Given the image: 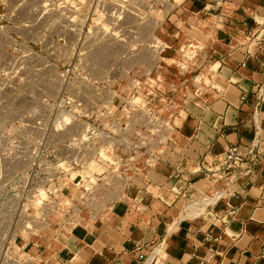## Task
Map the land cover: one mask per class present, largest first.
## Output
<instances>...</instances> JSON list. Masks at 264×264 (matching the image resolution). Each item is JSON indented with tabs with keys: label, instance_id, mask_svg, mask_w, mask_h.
Masks as SVG:
<instances>
[{
	"label": "rangeland",
	"instance_id": "1",
	"mask_svg": "<svg viewBox=\"0 0 264 264\" xmlns=\"http://www.w3.org/2000/svg\"><path fill=\"white\" fill-rule=\"evenodd\" d=\"M185 1L0 0V264H57L75 230L95 224L101 205L83 191L118 158L107 144L73 163L72 140L90 123L156 148V160H124L130 192L140 183L157 194L147 174L163 160L199 169L177 131L218 87L217 38L230 16L225 3L190 13ZM214 161L224 166V155L204 164Z\"/></svg>",
	"mask_w": 264,
	"mask_h": 264
},
{
	"label": "crops",
	"instance_id": "2",
	"mask_svg": "<svg viewBox=\"0 0 264 264\" xmlns=\"http://www.w3.org/2000/svg\"><path fill=\"white\" fill-rule=\"evenodd\" d=\"M207 1L186 0L183 10L197 13ZM214 1L225 3L222 13L230 16L226 29L218 30L224 38L217 41L225 42L213 62L220 93H204L195 118L177 131L178 149L190 163L199 161V169L181 170L162 159L147 174L157 194L139 183L128 188L129 197L98 207L92 228H77L71 245L60 246L57 264H145L160 247L163 264H264V0ZM233 145L245 162L214 183L221 167L214 161L209 169L204 161ZM217 190L224 195L214 206L198 217L185 215L196 193ZM123 198L138 205H125Z\"/></svg>",
	"mask_w": 264,
	"mask_h": 264
},
{
	"label": "built area",
	"instance_id": "3",
	"mask_svg": "<svg viewBox=\"0 0 264 264\" xmlns=\"http://www.w3.org/2000/svg\"><path fill=\"white\" fill-rule=\"evenodd\" d=\"M114 126L116 127L117 131L127 128L126 125L121 123L114 124ZM153 135L154 134H152V136ZM72 143L74 144V151L76 152L72 161L74 164L79 166L83 165L88 160L95 158L97 156L98 149L103 145L107 146V144L112 148V152L118 158V162L116 164L110 166V169L100 175L102 178L100 183H98V181L90 182V186L83 191L82 197L87 199V203L89 205H114L119 198L126 196L129 181L127 176L126 179L122 176L123 171L128 167L124 160H126L127 163H139L144 156L146 161H150L151 159L156 160L155 158H158L155 155L156 148H145L143 144L135 141L126 142L122 137H120L119 132L116 133L107 126L101 128L95 123H90L87 126L85 132L81 133L78 137H75L74 140H72ZM156 144L157 143L154 145ZM254 144L256 146L257 142L254 141ZM244 162L245 157L240 153L239 147L236 145L229 147V149L224 154V166L223 168L221 167V169L219 168L217 170L218 174L217 177L214 178L213 182H219L225 177V171H236L242 167ZM132 167L133 166H130V168ZM213 173H215V171ZM217 194L219 195L214 201L208 202V204L205 203L206 197H216ZM223 195V191L221 190H217L213 194H207L204 191H199L196 193L195 197H192L186 204L184 208L185 215L188 216L187 209L189 208V205L195 203L198 206L196 207V210H199L200 212L197 213V215H194V217L200 216L203 213V209L209 206H214L223 197ZM235 211L236 210L233 209L232 213H235ZM207 237L210 239H217L213 238L212 234L210 233L207 235ZM162 253L163 254L161 255V253L158 252V249H155L154 254L146 260L145 264L154 262L155 264H163L164 250Z\"/></svg>",
	"mask_w": 264,
	"mask_h": 264
},
{
	"label": "bare ground",
	"instance_id": "4",
	"mask_svg": "<svg viewBox=\"0 0 264 264\" xmlns=\"http://www.w3.org/2000/svg\"><path fill=\"white\" fill-rule=\"evenodd\" d=\"M97 166H98V165H97ZM90 168H91L92 171H94L93 166H91ZM218 195H219V194H217L216 197H211V196L206 197V202H205V203L208 204V202L214 201V200L218 197ZM196 207H198L197 204H195V203H194L193 205L190 204V205H189V208L187 209V211H193V212H194L193 214H195V212L198 213L199 210H196ZM188 213H189V212H188ZM189 215H190V214H189ZM191 216H192V215H191Z\"/></svg>",
	"mask_w": 264,
	"mask_h": 264
}]
</instances>
